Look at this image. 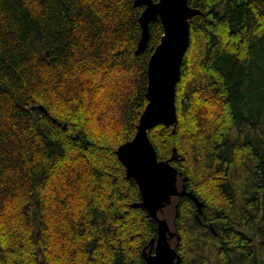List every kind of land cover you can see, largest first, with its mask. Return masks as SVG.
Returning <instances> with one entry per match:
<instances>
[{
    "label": "trees",
    "instance_id": "trees-1",
    "mask_svg": "<svg viewBox=\"0 0 264 264\" xmlns=\"http://www.w3.org/2000/svg\"><path fill=\"white\" fill-rule=\"evenodd\" d=\"M188 1L178 121L149 136L204 213L177 196L160 215L182 264H264V0ZM134 3L0 0V264H147L158 224L117 148L164 28L137 53Z\"/></svg>",
    "mask_w": 264,
    "mask_h": 264
},
{
    "label": "water",
    "instance_id": "water-1",
    "mask_svg": "<svg viewBox=\"0 0 264 264\" xmlns=\"http://www.w3.org/2000/svg\"><path fill=\"white\" fill-rule=\"evenodd\" d=\"M144 6L139 18L142 32L137 53L147 48L150 22L161 20L164 33L153 49L148 63L147 105L137 124L135 136L117 148V155L126 167L127 177L139 187L141 201L134 204L146 210L158 224V234L144 248L147 264H182L173 237L179 238L160 211L172 204L173 198L187 196L197 206V217L204 213V202L186 185H178L180 171L173 165L176 149L168 159H159L149 131L158 124L176 127L178 121L176 87L181 78V67L190 44L191 19L202 13L188 0H135ZM150 246V249L147 248Z\"/></svg>",
    "mask_w": 264,
    "mask_h": 264
},
{
    "label": "rangeland",
    "instance_id": "rangeland-1",
    "mask_svg": "<svg viewBox=\"0 0 264 264\" xmlns=\"http://www.w3.org/2000/svg\"><path fill=\"white\" fill-rule=\"evenodd\" d=\"M179 182H180V181H179ZM180 183H181V182H180ZM180 183H179V185L182 184V183H181V184H180ZM169 210H170V211H173V206H172V205L166 207V211H169ZM168 220H169V223H170V225H171V228L173 229V226H172V215H171V214H169V216H168ZM173 238H174V237H173ZM173 238H172V239H173ZM175 239H176V237H175Z\"/></svg>",
    "mask_w": 264,
    "mask_h": 264
},
{
    "label": "bare ground",
    "instance_id": "bare-ground-1",
    "mask_svg": "<svg viewBox=\"0 0 264 264\" xmlns=\"http://www.w3.org/2000/svg\"><path fill=\"white\" fill-rule=\"evenodd\" d=\"M157 126V125H156ZM151 130V129H150ZM120 146V145H119ZM169 221V220H168ZM170 224V223H169ZM171 226V225H170ZM172 229V228H171ZM211 229L214 230V227L211 226ZM173 230V229H172ZM144 253V252H143ZM144 255V254H143ZM145 257V256H144ZM146 260V259H145Z\"/></svg>",
    "mask_w": 264,
    "mask_h": 264
}]
</instances>
